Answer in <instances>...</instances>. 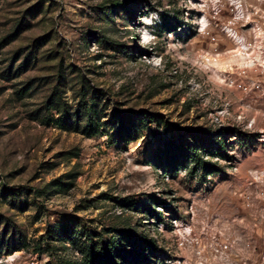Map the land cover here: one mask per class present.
Wrapping results in <instances>:
<instances>
[{
    "label": "rangeland",
    "instance_id": "rangeland-1",
    "mask_svg": "<svg viewBox=\"0 0 264 264\" xmlns=\"http://www.w3.org/2000/svg\"><path fill=\"white\" fill-rule=\"evenodd\" d=\"M196 130L225 147L168 162ZM120 230L139 264H264V0H0V264Z\"/></svg>",
    "mask_w": 264,
    "mask_h": 264
},
{
    "label": "trees",
    "instance_id": "trees-1",
    "mask_svg": "<svg viewBox=\"0 0 264 264\" xmlns=\"http://www.w3.org/2000/svg\"><path fill=\"white\" fill-rule=\"evenodd\" d=\"M142 127L146 128L148 124L141 122ZM94 125L90 126V134L97 133ZM196 142L194 144H183L181 141L173 139L164 145L165 152L169 155L166 158L172 165L177 162V155H180L184 161L191 159L197 166H207L204 160L205 155H215L225 147L223 136H214L212 132L205 130H196L192 135ZM175 156V158L173 157ZM57 231V229L55 230ZM120 236H112L109 241L102 244L101 241L92 242V247L88 246L85 250L84 264H139L147 263L148 256L158 249L155 240L148 237L132 233L130 230H120ZM92 239L88 236V240ZM124 241V242H123ZM19 250L14 246L13 251ZM69 264V263H68Z\"/></svg>",
    "mask_w": 264,
    "mask_h": 264
},
{
    "label": "bare ground",
    "instance_id": "bare-ground-1",
    "mask_svg": "<svg viewBox=\"0 0 264 264\" xmlns=\"http://www.w3.org/2000/svg\"><path fill=\"white\" fill-rule=\"evenodd\" d=\"M203 27H204L203 30H205V29L207 28L205 22L203 23ZM234 37H235V36H234ZM235 39H236V38H235ZM236 40H237V39H236ZM239 40H240V39H239ZM237 43H238L240 46H241V44H242V43L239 42V41H237ZM244 48H245V47H244ZM241 49H242V47H240L239 55H241V57H242V59H243V57H244L243 54H244V53H243V51H241ZM209 61H210V62H213V59L210 58ZM242 61H244V60H242ZM242 63H243V62H242ZM215 66H216V65H215Z\"/></svg>",
    "mask_w": 264,
    "mask_h": 264
}]
</instances>
